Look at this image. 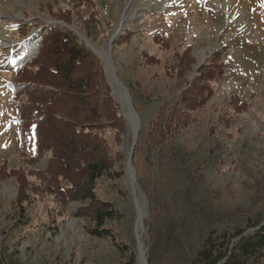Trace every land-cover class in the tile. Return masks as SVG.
<instances>
[{"label": "rangeland", "instance_id": "obj_1", "mask_svg": "<svg viewBox=\"0 0 264 264\" xmlns=\"http://www.w3.org/2000/svg\"><path fill=\"white\" fill-rule=\"evenodd\" d=\"M124 2L0 0V256L10 264L127 261L109 239L89 233L95 224L85 217L90 211L87 203L62 204L45 189L51 151L37 160H28L22 152L17 105L24 93L18 96L21 89L15 85L22 57L15 52L30 38L55 25L84 45L83 40L105 51ZM63 11L69 14L62 17ZM122 29L110 55L117 79L134 86L138 112L132 102L131 108L139 131L131 165L144 214L145 256L149 205L138 178L158 180L148 146L149 122L162 104L171 109L180 95L193 99V104L201 100L186 113L187 126L175 141L194 152L195 160L205 162L206 190L215 197L212 206L220 213L264 209V0H133ZM92 53L123 118L122 130L113 124L99 130L113 158L114 174L98 180L94 192L99 202L111 204L118 213V219L106 221L104 228L117 241L133 244L140 264L134 233L137 204L126 172L133 138L115 99L105 59ZM206 89L209 97L202 100Z\"/></svg>", "mask_w": 264, "mask_h": 264}, {"label": "trees", "instance_id": "obj_2", "mask_svg": "<svg viewBox=\"0 0 264 264\" xmlns=\"http://www.w3.org/2000/svg\"><path fill=\"white\" fill-rule=\"evenodd\" d=\"M68 12L59 15L65 17ZM119 41L120 37L112 47ZM15 53L22 56L15 82L21 89L17 95L23 92L25 100L17 105L22 152L28 160H37L51 151L47 192L62 204L87 203L90 211L85 217L95 224L89 233L109 239L127 257L124 264H137L133 244L117 241L104 228L106 221L118 219V213L111 204L99 202L94 192L98 180L114 174L113 158L99 130L112 124L123 129L101 63L76 35L55 25ZM219 65L224 67L221 61ZM123 85L138 112L134 86ZM207 97L208 89L202 100ZM175 101L171 109L162 104L149 122L148 146L158 180L138 178L149 205L147 264H264V209L220 213L212 206L215 197L206 190L205 162L195 160L194 152L175 141L187 126L186 113L201 100L193 104V99L180 95ZM247 230L250 233L245 234ZM0 264L10 263L0 256Z\"/></svg>", "mask_w": 264, "mask_h": 264}, {"label": "bare ground", "instance_id": "obj_3", "mask_svg": "<svg viewBox=\"0 0 264 264\" xmlns=\"http://www.w3.org/2000/svg\"><path fill=\"white\" fill-rule=\"evenodd\" d=\"M132 2H133V0H125L124 9L116 21V26H115L113 33L109 37L107 50L99 51L93 45L88 43L89 47L93 48L96 51V53L98 54V56L101 57L102 59H105L107 57L111 42L114 41L121 34V31H123L122 28H123L124 22L127 19L129 10H130L131 5H132ZM112 87H113L115 99L118 101V103L122 107V112H123L124 118L127 121L128 130H129V133L131 135V138H133L132 139V141H133L135 138V132L138 131V129H139V123H138L137 117H136L135 113L133 112L131 106L128 104V102L126 100L127 94L115 82L113 77H112ZM127 175H128V187H129L132 195L135 197V202L137 204L136 205L137 219H136V223H135L134 233H135V240L137 243L138 261L140 262V264H145L144 259L146 258V256H145V250H144V246H143V242H142L144 214H143L142 209L140 207V204L137 200L136 185L133 182L131 174L129 172H127Z\"/></svg>", "mask_w": 264, "mask_h": 264}, {"label": "water", "instance_id": "obj_4", "mask_svg": "<svg viewBox=\"0 0 264 264\" xmlns=\"http://www.w3.org/2000/svg\"><path fill=\"white\" fill-rule=\"evenodd\" d=\"M79 38H80V37H79ZM82 40H83V39H82ZM114 41H115V40H114ZM114 41L111 42V45H110V49H109L108 55H107V57H106L105 60H104V61H105V66L108 68L109 78H110V82H111V84H112V77H113V79L115 80V82H116V83L121 87V89L127 94V99H126V100H127L128 104L131 105V99H130V97H129L128 91H127V89L123 86V84L117 79V77H116V75H115V73H114V68H113V66H112V64H111V55H110V52H111L112 45H113V42H114ZM83 42L85 43V46H86L87 48L91 49L92 52H94L96 55H98V54L96 53V51H95L93 48L89 47V45H88L87 42H85L84 40H83ZM119 105H120V104H119ZM120 107H121V106H120ZM131 107H132V105H131ZM121 110H122V108H121ZM133 111H134V110H133ZM134 113H135V112H134ZM122 116L124 117L123 112H122ZM138 131H139V129H138ZM138 131L135 132V138H134V140H133L132 143H131L130 150H129V154H128V158H127V162H126V172H129V173L131 174V177H132L134 183H135V178H134V177H135V174H134V171H133V168H132V165H131V158H132V153H133L134 147H135V145H136ZM144 263L147 264V260H146V258L144 259Z\"/></svg>", "mask_w": 264, "mask_h": 264}]
</instances>
